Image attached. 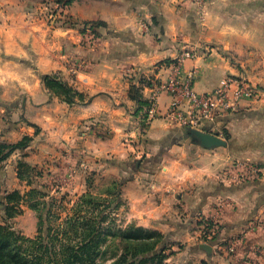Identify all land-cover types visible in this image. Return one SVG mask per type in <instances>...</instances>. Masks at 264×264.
Instances as JSON below:
<instances>
[{"label":"crops","instance_id":"obj_1","mask_svg":"<svg viewBox=\"0 0 264 264\" xmlns=\"http://www.w3.org/2000/svg\"><path fill=\"white\" fill-rule=\"evenodd\" d=\"M61 1L0 0V88L25 94L20 102L2 99L13 107L0 104V142L31 139L0 165V198L18 189L23 154L52 173L74 163L81 173H110L130 223L188 242L200 264H264V98L243 100L205 125L226 142L205 148L171 115L172 95H159L147 122L134 94L136 86L141 101H151L184 48L198 54L183 67L199 95L227 77L247 78L264 92V0H65L64 15L95 25L92 43L37 18ZM42 58L46 74L62 71L70 83L71 62L88 63L73 80L89 102L68 104L44 89L25 65L40 70ZM201 234L213 236L202 241Z\"/></svg>","mask_w":264,"mask_h":264},{"label":"rangeland","instance_id":"obj_2","mask_svg":"<svg viewBox=\"0 0 264 264\" xmlns=\"http://www.w3.org/2000/svg\"><path fill=\"white\" fill-rule=\"evenodd\" d=\"M64 1L59 2L57 9H49L50 11L42 9V14H39L37 18L43 20L50 27L74 29L86 43L94 42L97 32L95 25L92 23L82 24L64 15ZM38 50L40 54L43 51L42 48ZM32 55L38 57L37 54ZM45 61L46 59L42 58L40 67L42 69L40 70L36 65L28 63L29 61L25 64L31 65L44 89L50 90L42 78L50 76L67 84L77 92L78 89L75 87L77 80L73 79L78 73L88 69V63L84 64V61L77 60L71 62L67 67V74L70 76V81L72 80L70 83L63 77L62 71L46 74ZM128 81L130 84V79ZM147 83L150 81L147 80ZM21 92L16 89L7 91L0 88V104L7 106L8 102L2 101V99H13L15 96L18 97L17 102H20L25 96ZM75 100L87 103L90 97L83 95L80 99L77 97ZM10 104L7 109L12 111L13 103ZM25 115L30 120L29 113L23 112V119L26 123L32 124ZM7 117L10 119L9 112H7ZM141 131L143 133L145 129H141ZM109 136L110 134H107V137ZM223 139L225 140V138ZM22 164L25 166H19L18 171L16 170L19 175L18 179L22 178L19 180L20 183L18 182V189L8 195L9 197L11 194L17 193V196L11 200H8V197L0 198V226L20 237L19 244L23 246V249L34 252V258H32L39 259V264H68L63 262V255L71 251L80 253L81 247L85 245L81 235L85 237L89 234L92 237H97V242L83 250L82 260L77 264H200V257L190 251L189 243L186 241L175 242L161 233L163 236L161 239L155 237L150 242L138 240L144 235L136 232V228H144L130 223L126 202L121 199L122 188L120 184L111 181L113 177L110 173L103 174L96 171L98 176L93 172L90 174L81 173L78 170L80 168L74 166V163H66L65 167L60 166L56 173H52L48 172L47 164L39 168L31 166L24 154ZM91 167L95 169L92 164ZM85 198L86 202L84 203L83 199ZM6 209H8V213ZM79 218L90 220V223L93 222V224H81L77 231H73L74 221ZM87 223L88 221L85 222V224ZM199 223L205 229H211L209 223ZM144 230L159 233L155 230ZM54 237L58 240H55ZM200 237L202 241L211 239L210 236L206 237L203 234ZM232 251L233 248H231Z\"/></svg>","mask_w":264,"mask_h":264},{"label":"built area","instance_id":"obj_3","mask_svg":"<svg viewBox=\"0 0 264 264\" xmlns=\"http://www.w3.org/2000/svg\"><path fill=\"white\" fill-rule=\"evenodd\" d=\"M197 57L195 50L184 48L169 64L167 81L154 89L149 106L144 109L147 122L155 117L158 97L163 92L174 98L171 115L181 120L185 128L199 132L206 131L205 125L215 124L218 119L236 112L241 101H261L264 98V92L244 77H227L215 92L199 95L193 89V74H186L183 67L186 60Z\"/></svg>","mask_w":264,"mask_h":264},{"label":"trees","instance_id":"obj_4","mask_svg":"<svg viewBox=\"0 0 264 264\" xmlns=\"http://www.w3.org/2000/svg\"><path fill=\"white\" fill-rule=\"evenodd\" d=\"M42 80L44 81L47 88L50 89L52 93H54L57 97H61L62 99H64L68 104H74L76 103L75 99L77 97L78 99L82 97L81 94L75 92L67 84L57 80L56 78L46 76L43 77ZM149 84L150 83H147V85ZM134 94L136 95V100L141 104L142 109H146L149 106V102L141 101L139 89L136 86L134 87ZM30 142L31 139L29 137H26L21 142L12 145L0 142V165H2L14 152L28 148ZM20 166H25V165L20 164ZM15 196H17V193L11 194L8 197V200H11ZM83 202L84 203L86 202V198L83 199ZM6 212L8 213V209H6ZM86 221H88L87 224H85ZM81 224L92 225L93 222L90 223V220H86L85 218L82 219L79 218L76 221H74L72 230L77 231L81 226ZM136 232H140L144 235L138 240H146L150 242L152 241V239L154 240L155 237L160 239L163 238V236L160 233L148 232L144 229L136 228ZM81 238H82V242L85 243V245L82 246L80 249L81 252L80 253L74 251L66 252L63 255L64 256L63 262H67L68 264L79 263L82 260L83 250L91 247V245L97 242L98 239L97 237H92L91 234L85 237L84 235L83 236L81 235ZM55 240H58V238H55ZM19 242H21L20 237H18L15 233L11 232L9 229H5L4 227L0 226V264H39V259L37 258L33 259L35 253L23 249V246L19 244ZM162 258L160 259L162 260Z\"/></svg>","mask_w":264,"mask_h":264},{"label":"water","instance_id":"obj_5","mask_svg":"<svg viewBox=\"0 0 264 264\" xmlns=\"http://www.w3.org/2000/svg\"><path fill=\"white\" fill-rule=\"evenodd\" d=\"M190 133L193 135L194 139L205 148L226 147V142L216 136L199 131H191ZM203 249L207 252H211L209 246H203Z\"/></svg>","mask_w":264,"mask_h":264}]
</instances>
